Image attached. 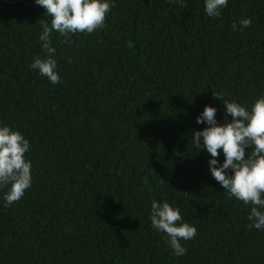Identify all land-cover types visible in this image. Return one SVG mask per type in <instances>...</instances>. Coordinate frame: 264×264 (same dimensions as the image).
<instances>
[{
    "label": "trees",
    "instance_id": "16d2710c",
    "mask_svg": "<svg viewBox=\"0 0 264 264\" xmlns=\"http://www.w3.org/2000/svg\"><path fill=\"white\" fill-rule=\"evenodd\" d=\"M0 264H264V0H0Z\"/></svg>",
    "mask_w": 264,
    "mask_h": 264
}]
</instances>
